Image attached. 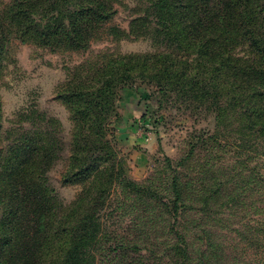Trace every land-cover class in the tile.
<instances>
[{
  "label": "trees",
  "instance_id": "obj_1",
  "mask_svg": "<svg viewBox=\"0 0 264 264\" xmlns=\"http://www.w3.org/2000/svg\"><path fill=\"white\" fill-rule=\"evenodd\" d=\"M116 13L108 0H13L0 7V62L15 39L88 48ZM129 33L151 35L160 50L111 59L59 91L74 110L68 143L43 117L45 126L40 121V128H23L0 145V264H98L103 212L116 182L141 198L162 201L157 191L128 177L109 138L124 88L150 86L167 103L195 99L197 108L213 109L216 133L194 135L190 154L200 142L218 139L221 127L240 144V154L264 159V0H148ZM66 148L62 182L86 185L62 209L48 172ZM172 185L177 203L183 197L177 176Z\"/></svg>",
  "mask_w": 264,
  "mask_h": 264
},
{
  "label": "rangeland",
  "instance_id": "obj_2",
  "mask_svg": "<svg viewBox=\"0 0 264 264\" xmlns=\"http://www.w3.org/2000/svg\"><path fill=\"white\" fill-rule=\"evenodd\" d=\"M12 1L0 0V7ZM108 1L117 13L95 31L88 48L46 46L36 38L8 44L0 62V145L27 127L40 128L43 117L68 143L74 110L59 91L111 59L160 50L151 35L129 33L148 0ZM153 91L145 85L121 91L118 125L109 138L128 177L157 191L162 201L141 198L116 182L103 212L98 264H264V188L258 176L264 178V167L258 168L264 159L240 154V144L221 127L218 139L200 142L190 154L194 135L216 133L213 109L197 108L195 99L189 105L167 103ZM68 152L48 172L62 209L86 185L62 182ZM176 176L183 193L177 203Z\"/></svg>",
  "mask_w": 264,
  "mask_h": 264
}]
</instances>
